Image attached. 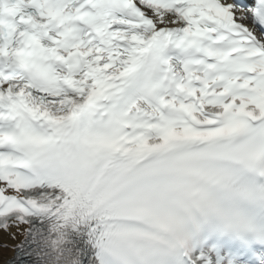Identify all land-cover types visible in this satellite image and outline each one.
<instances>
[{
	"label": "snow or ice",
	"instance_id": "6c2138e0",
	"mask_svg": "<svg viewBox=\"0 0 264 264\" xmlns=\"http://www.w3.org/2000/svg\"><path fill=\"white\" fill-rule=\"evenodd\" d=\"M0 264H264V0H0Z\"/></svg>",
	"mask_w": 264,
	"mask_h": 264
}]
</instances>
